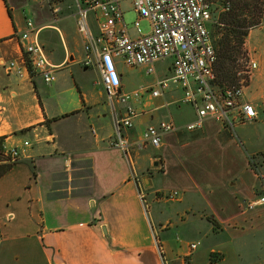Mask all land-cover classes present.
I'll list each match as a JSON object with an SVG mask.
<instances>
[{
    "label": "crops",
    "instance_id": "obj_1",
    "mask_svg": "<svg viewBox=\"0 0 264 264\" xmlns=\"http://www.w3.org/2000/svg\"><path fill=\"white\" fill-rule=\"evenodd\" d=\"M32 4L0 0V143L20 154L16 163L0 165L10 166L0 177V264H162V252L168 264H264V205L246 207L264 195L256 175L263 152L249 147L248 136L233 135L239 125L264 121V24L244 43L256 68L242 101L254 107L256 118L231 130L206 118L187 132L195 113L181 103L176 85L145 101L144 90L112 107L99 66L81 64L83 42L71 22L36 25L55 76L51 84L38 73L8 72L5 65L19 66L24 56L19 35L33 17ZM116 60L118 94L131 93ZM128 106L136 113L123 132L130 147L148 125L169 120L177 127L147 160L108 145ZM81 160L91 161L92 194L49 199L53 188L70 193L78 185L72 170H81L74 165ZM138 189L157 204H175L155 216L163 243L154 237ZM166 189L180 197L164 201ZM200 240L204 250H191Z\"/></svg>",
    "mask_w": 264,
    "mask_h": 264
},
{
    "label": "built area",
    "instance_id": "obj_2",
    "mask_svg": "<svg viewBox=\"0 0 264 264\" xmlns=\"http://www.w3.org/2000/svg\"><path fill=\"white\" fill-rule=\"evenodd\" d=\"M121 1L124 0H80L75 5L76 29L84 43L81 64L85 67L94 64L99 66L103 89L112 107L115 100L126 102L130 96L138 97L147 89L153 97H158L169 84H173L182 90L181 103L194 109V120L184 126L187 132L200 129L206 118L230 130L237 124L256 118L254 107L242 101V83L239 86H223L221 89L214 84L215 51L208 27L211 13L205 0H130L137 15L132 23L138 34L136 38H132L127 31ZM227 10L228 7H223L221 11ZM141 19L148 23L147 34L140 33ZM19 40L24 53L20 65L9 62L5 69L19 76L22 71L29 73L30 70L34 74L38 73L45 84H51L55 76L50 70L52 67L48 64L38 40V29L31 18L25 19ZM115 59H120L127 67L145 66L148 75L154 73L155 62L170 59V77L156 81L150 88L119 95L120 79ZM255 68L256 63L249 60L245 74L249 75ZM135 116L134 109L128 106L126 116L115 120V135L109 140L108 145L124 155H127L130 146L123 132L132 127ZM176 130V125L169 120L148 125L133 145L136 150L157 148L164 134ZM19 156L17 149L7 148L0 143V165L14 164ZM177 196L174 191L166 199L173 200ZM138 197L143 204L145 199L139 191ZM256 205H264V195L247 203L246 207L252 209ZM196 247L195 243L190 245L191 250Z\"/></svg>",
    "mask_w": 264,
    "mask_h": 264
},
{
    "label": "rangeland",
    "instance_id": "obj_3",
    "mask_svg": "<svg viewBox=\"0 0 264 264\" xmlns=\"http://www.w3.org/2000/svg\"><path fill=\"white\" fill-rule=\"evenodd\" d=\"M32 1L34 2V4H32L33 17L31 20L35 26L39 23H42V22H52L53 23L55 21H67V22L73 23L75 30L77 32L76 24H75V5H76V2L80 1V0H32ZM206 2L210 6V13H211V21L208 24V27H209V25L214 24L217 21L218 15L222 12L221 11L222 8L218 4V2H214V1H212V2L206 1ZM259 3H260V7L264 11V0H259ZM120 6L122 9V12L124 13V22L127 26V31L129 33V35L132 38H136L138 36V34L136 33V30L133 28L132 23L136 20L137 15L133 11V7L130 3V0L121 1ZM263 24H264V12L260 15L259 24L255 28H258ZM139 29H140L141 35L147 34L149 32V26H148V23L145 19L140 20ZM258 32L259 31L254 32V35ZM77 34L81 38V36L79 35L78 32H77ZM82 42H83V40H82ZM83 45H84V43H83ZM243 49L245 52V54H244L245 56L241 57L240 60L238 61V63L241 65L242 70H244V71H240L238 73L241 76L246 75L245 74L246 67H247L248 62L250 60L247 56V50L245 48V45L243 46ZM116 62H117V68L119 70H121V72L125 76V84H126L127 89L129 91L138 90L140 88H150L151 86H153L156 83V81L167 79L170 76L169 71H168L169 65L171 67V60L170 59L155 62L153 64L154 73L151 75H148L146 73V67L145 66L127 67L126 65H124V63L120 59H117ZM250 74H251V72H250ZM250 74L247 75V77H248L247 83H248ZM32 75H34V73ZM243 82H244V80H241L240 84L241 83L243 84ZM247 83H246V85H247ZM150 94H151L150 90H148L147 92H144L141 96V99L143 101L147 100L148 96H150ZM159 101L160 100L155 99L152 101V104L158 103ZM114 106H115V104H114ZM233 133H234L233 135H235V136L236 135L240 136L241 134L248 136L250 138V143H249L250 146L249 147L253 148V149L261 150L263 152V153H261V155L259 154L261 157V161L258 163L259 164L258 169L256 170V175L258 176V182L260 184H262L264 182V165H263L264 164V121L257 120L255 122L246 123L243 126L239 125V126L234 128ZM133 150L137 151L140 155H142V156H140L142 158L141 161L147 160V158L149 156L152 157L154 155V148L153 147H145L141 150H136L134 145H133L129 148V153L130 154L134 153ZM141 161H140V165L143 166ZM252 165H256V163H254ZM152 170H154V169L151 168V170L149 169L148 171H145L144 175L146 174L147 178L150 177L153 173ZM144 175L142 177H144ZM134 178H137V177L134 176ZM138 191H139V189H138ZM139 192L144 196L145 200L143 202V206H144V209L146 212V216H147V218H148V220L151 223V226L153 228L154 237L156 238V240L158 241L159 244H160V242L163 243L164 238H163V236H161L159 229L157 227H155V225H154L155 219H156L155 216H157L158 213H160L161 216H164V211H165L164 209L168 208L170 205H175V204L170 203V202H167V204H164V203L157 204L156 202L152 201L151 196L146 197L144 190L139 191ZM172 192H174V191H169L166 189L163 193V200L166 201L167 195L172 193ZM175 192H177V194H178V196H177V199H178L180 197V193L178 191H175ZM160 214H158V215L160 216ZM178 238H180V237L178 236ZM195 244H197V247H199L201 249L203 248V250H204L205 245H204L203 241L201 242V240H200L199 243H195ZM160 255H161L162 264H168L166 259L164 258L163 252L160 253Z\"/></svg>",
    "mask_w": 264,
    "mask_h": 264
},
{
    "label": "trees",
    "instance_id": "obj_4",
    "mask_svg": "<svg viewBox=\"0 0 264 264\" xmlns=\"http://www.w3.org/2000/svg\"><path fill=\"white\" fill-rule=\"evenodd\" d=\"M205 1L218 2L221 8L228 7L227 11H223L218 15V19L214 24L209 25L215 51V62L213 64L214 84L221 89L223 86H239L241 80H244L243 86L245 87L248 77L247 75L241 76L238 74L240 71H244L238 61L245 56L243 46L249 31L259 24L260 15L264 12L260 7L259 0ZM29 73L30 75L33 74L30 70ZM75 164L81 165L80 171L75 172V170H72V176L81 179L78 185H73L70 193L55 194V188H53L52 193L48 195L49 199L90 196L92 194L93 175L91 161L81 160L74 162ZM9 169L10 166L0 167V177ZM59 175L62 176V174ZM215 261L216 257L212 255L211 262Z\"/></svg>",
    "mask_w": 264,
    "mask_h": 264
}]
</instances>
